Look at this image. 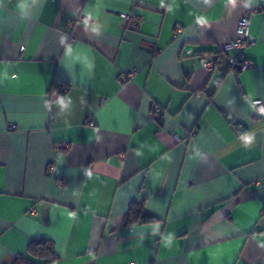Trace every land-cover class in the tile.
Masks as SVG:
<instances>
[{
	"label": "crops",
	"instance_id": "0c3cea01",
	"mask_svg": "<svg viewBox=\"0 0 264 264\" xmlns=\"http://www.w3.org/2000/svg\"><path fill=\"white\" fill-rule=\"evenodd\" d=\"M134 202L156 221L124 225ZM40 239L48 264H264V0H0V264Z\"/></svg>",
	"mask_w": 264,
	"mask_h": 264
},
{
	"label": "built area",
	"instance_id": "2783aa9c",
	"mask_svg": "<svg viewBox=\"0 0 264 264\" xmlns=\"http://www.w3.org/2000/svg\"><path fill=\"white\" fill-rule=\"evenodd\" d=\"M124 21L130 25V26H136L139 19L134 14L130 13H122L121 14ZM178 29L180 30L181 27L178 26ZM238 32L240 34V38L230 41L227 44H225L222 47V52L226 56V62L230 69L233 70H247L249 68H252L254 65V61L247 58L244 54V50L250 46L254 45L256 43V39H254L251 36L250 31V16L249 12L241 16V18L238 21ZM221 57L219 55H216L208 60L205 61V69L208 72H212L216 66L220 63ZM135 73L133 71H129L126 74H124L125 79H133ZM256 105L261 106L262 101L257 100L254 102ZM155 111L157 113H160L161 110L159 108H155ZM11 128H16V125H12Z\"/></svg>",
	"mask_w": 264,
	"mask_h": 264
},
{
	"label": "trees",
	"instance_id": "16d2710c",
	"mask_svg": "<svg viewBox=\"0 0 264 264\" xmlns=\"http://www.w3.org/2000/svg\"><path fill=\"white\" fill-rule=\"evenodd\" d=\"M153 221H156V218L144 211V203L134 202L125 214L123 224L128 226ZM58 259L55 243L49 239H40L32 240L26 253L20 254L12 264H48Z\"/></svg>",
	"mask_w": 264,
	"mask_h": 264
},
{
	"label": "clouds",
	"instance_id": "9594fccd",
	"mask_svg": "<svg viewBox=\"0 0 264 264\" xmlns=\"http://www.w3.org/2000/svg\"><path fill=\"white\" fill-rule=\"evenodd\" d=\"M206 2H207V0H206ZM229 2L232 3L233 5H235L236 0H229ZM249 2H250V0H249ZM18 7L20 8L21 11H23L25 5H24L23 2H21V3L18 5ZM204 22H205V18H204V17H201V18H200V23H204ZM59 103H60L62 106H64V100H63V98H61V99L59 100ZM249 142H250V141H249ZM261 246L264 247V242L261 243Z\"/></svg>",
	"mask_w": 264,
	"mask_h": 264
}]
</instances>
